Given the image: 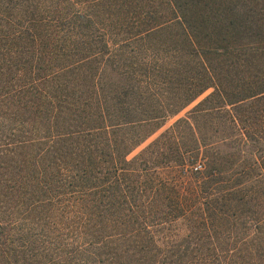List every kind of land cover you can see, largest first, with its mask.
<instances>
[{"label":"trees","instance_id":"1","mask_svg":"<svg viewBox=\"0 0 264 264\" xmlns=\"http://www.w3.org/2000/svg\"><path fill=\"white\" fill-rule=\"evenodd\" d=\"M0 264H264V0H0Z\"/></svg>","mask_w":264,"mask_h":264},{"label":"rangeland","instance_id":"2","mask_svg":"<svg viewBox=\"0 0 264 264\" xmlns=\"http://www.w3.org/2000/svg\"><path fill=\"white\" fill-rule=\"evenodd\" d=\"M192 106V105H191ZM189 106L188 108H186L185 110H183L180 114H178L177 116L173 117L172 119H170L168 122H167V125H169L170 123H172L175 119L183 116L185 114V112L191 107ZM154 137V136H153ZM153 137H151L149 140H147L144 144H142L141 146H139V148H137L132 154H136L143 146H145L147 144V142H149Z\"/></svg>","mask_w":264,"mask_h":264}]
</instances>
